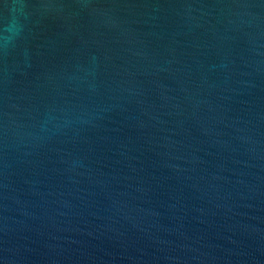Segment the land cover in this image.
<instances>
[{"label":"water","instance_id":"95a60500","mask_svg":"<svg viewBox=\"0 0 264 264\" xmlns=\"http://www.w3.org/2000/svg\"><path fill=\"white\" fill-rule=\"evenodd\" d=\"M0 264H264V0H0Z\"/></svg>","mask_w":264,"mask_h":264}]
</instances>
